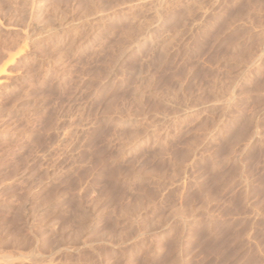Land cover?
<instances>
[{
	"label": "rangeland",
	"instance_id": "374dc122",
	"mask_svg": "<svg viewBox=\"0 0 264 264\" xmlns=\"http://www.w3.org/2000/svg\"><path fill=\"white\" fill-rule=\"evenodd\" d=\"M0 264H264V0H0Z\"/></svg>",
	"mask_w": 264,
	"mask_h": 264
}]
</instances>
